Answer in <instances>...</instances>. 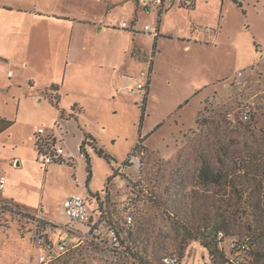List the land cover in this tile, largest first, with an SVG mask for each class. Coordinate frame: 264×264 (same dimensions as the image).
Instances as JSON below:
<instances>
[{"label":"rangeland","instance_id":"1","mask_svg":"<svg viewBox=\"0 0 264 264\" xmlns=\"http://www.w3.org/2000/svg\"><path fill=\"white\" fill-rule=\"evenodd\" d=\"M22 2L23 7L33 11L41 7L37 0ZM194 6V14L175 12L176 15L168 16L167 28L169 25L176 31L193 23L206 27L203 13H213L214 19L226 23L223 39L212 42L211 49L198 48L195 55L184 51L185 44L167 38L159 41L157 49L154 35L144 34L142 29L158 23V9L151 8L150 14L141 10L136 47L148 53L149 60L158 51L163 53L159 59L161 71L152 79L142 125L145 93L130 94L123 86L119 92L107 94L109 100L101 106L87 105L88 114L83 117L99 149L110 158L86 148L94 175L89 187L102 195L107 190L109 195L99 199L109 206L135 198L140 213L131 232L138 247L146 252L147 256L141 255L138 261L142 264H161L162 258L172 253L181 256L182 264H208L210 253L199 241L189 238L188 231L198 225L210 229L202 220L221 215L225 206L234 214L236 209L231 205L234 207L240 198L232 185L248 187L261 196L264 205V179L258 177L264 173V63L257 67L264 55V0H194ZM194 46L192 43L191 47ZM205 66H209V71ZM9 71L17 73L14 66L5 70L0 67V82ZM147 71L148 68L143 73ZM142 75L132 87L139 83L147 85L148 79ZM205 80L211 84H205ZM236 81L251 84L254 93L261 94L256 99L258 105L252 121L234 125L222 121L225 116L219 106L209 108L208 104L213 96L219 97L216 103L230 102L228 91ZM27 86L26 82L20 85L25 89ZM17 89L18 85L13 90ZM7 98L1 91L0 118L11 119L15 126L0 137V176L6 175L11 184L18 181L17 190L25 191L22 196L27 199V207L11 206L0 199V264H101L120 260L124 255L121 247L117 251L111 247L96 251L90 248V241L81 237L86 228L73 225L65 213L64 195L71 186L75 187L73 179L85 188L87 159L81 158L76 172L67 164L43 167L37 159L35 133L42 126L47 129L45 122L49 117L33 107L21 108L14 117V108L3 105ZM23 142L27 149L22 159L30 160L35 168L27 166L26 161L21 167L24 170L4 162L11 157L10 146ZM2 145L7 147L6 151ZM67 145L77 152V139L71 132ZM132 152L137 163L128 164L121 173L119 170ZM84 196L88 213L96 223L99 201ZM250 216L247 211L238 220ZM102 224L98 239L108 242L106 226ZM67 229L73 232L69 235V250L60 254L57 246ZM259 247L264 259V247Z\"/></svg>","mask_w":264,"mask_h":264},{"label":"crops","instance_id":"2","mask_svg":"<svg viewBox=\"0 0 264 264\" xmlns=\"http://www.w3.org/2000/svg\"><path fill=\"white\" fill-rule=\"evenodd\" d=\"M37 2L41 7L33 11L31 8L23 7L22 0L17 2L0 0V67L3 70L12 66L17 69L16 74L9 71L8 76L2 77L0 92L3 91L8 96L3 105L14 108V117L21 108L26 107L41 109L49 117L45 122L47 129L44 126L40 128L47 130L48 133L56 129L54 135L61 141L60 145L74 158L73 163L67 165L76 172L77 163L85 157L80 150L85 135H89L99 148L89 126L83 123V117L88 114L87 105L101 106L109 100L108 95L119 92L121 86L124 89L132 88L133 84L140 81L147 68L151 72L148 97L150 96L152 79L154 80L161 71L162 61L159 59L163 53L158 51L151 57L150 62L148 53L136 47V29L141 10L150 14L151 8L156 6L150 4L148 7H142L140 0H37ZM176 6L168 0L163 11L157 8L158 23L155 26L147 24L157 28V35L153 36L157 49L159 41L167 38V41L185 44L184 51L195 55L198 48L211 49L212 42L219 38L223 39L226 23L214 19L213 13L202 14L205 21L203 25L206 27H198L193 23L186 24L185 28L176 31L173 27L169 28V25L167 28V17L172 13L176 15L175 12L188 14L197 12L194 4L192 8ZM121 20L132 21L130 31L113 26L115 22ZM205 28L212 32L207 33ZM192 43L195 44L194 47H191ZM216 45L215 43V47ZM204 68L209 71V66ZM24 82L28 84L26 89L20 87ZM205 84L210 85L211 81H206ZM17 85L18 89L13 90ZM55 94L57 98L51 101ZM230 94L228 91V96ZM10 116L7 117L11 118ZM0 120L12 121L2 118ZM14 126L13 122V125L0 133V137ZM70 132L77 139V152L70 150L67 145ZM9 139L12 143L11 137ZM13 145L9 149L11 157L5 158L4 162L11 163L20 170L26 161L27 166L35 168L30 160L22 159L27 149L25 142L22 145ZM2 147L3 151L7 150L6 146ZM86 148L84 149L88 152ZM93 177L94 175L92 180ZM73 181L75 187L71 186L68 189L69 193L64 195V200L72 193L83 198L87 194L89 200L97 194L99 198L105 195L91 190L89 187L91 181L88 182L87 179L84 182V189L80 188L77 180ZM109 181L112 182V179ZM17 182L11 184V180L6 176V187L0 192V199L11 206L13 204L27 207L25 205L27 199L22 196L25 191L17 190L19 189Z\"/></svg>","mask_w":264,"mask_h":264},{"label":"built area","instance_id":"3","mask_svg":"<svg viewBox=\"0 0 264 264\" xmlns=\"http://www.w3.org/2000/svg\"><path fill=\"white\" fill-rule=\"evenodd\" d=\"M140 2L142 3L143 7H148L150 4H153L159 9V11H163V8L168 3V0H140ZM171 2L183 8H192L194 4V0H171ZM113 26L126 31H130L132 28V26L124 20L115 22ZM205 31L207 33L212 32L210 29L206 28ZM142 32L147 35H157V28L147 25L142 29ZM263 63L264 55L262 54L261 58H259L257 62V67H260ZM142 76L148 79L147 85L139 83L138 86L129 88L128 92L130 94H138L139 92H144L145 94L143 97L145 100V98H147L148 86L151 82L150 70H148L147 73H144ZM260 84L261 82L258 81L257 86H259ZM229 91H231V94L228 96L230 102L227 101L225 104H222L218 101L216 103V99H219V97L214 98L213 96L210 99V104H208L209 108L212 106L217 108V106H219L220 109H222L220 113L224 114L231 124L237 125L240 123L245 124L251 122L253 117L255 116L256 107L258 105L256 99L261 93H254L251 84L244 85L243 83H239L238 81L234 83L232 89H230ZM56 98L57 97L55 94L50 100L55 101ZM54 131H56V129L48 133L47 130L40 128L39 130H37V133L35 135V150L37 153V159L38 163L42 164L43 167H48L52 164H58L59 166L64 164H71L74 161L72 154L67 153L65 148L60 145L61 141L54 135ZM143 154L144 153H142L141 151V155ZM135 159L136 157L132 152V154L128 157V159L125 161V164L119 171L123 173L126 170L125 168H127L128 164L132 165L137 163ZM5 187L6 176H1L0 192H2ZM107 187H109V184ZM106 192L107 193H104L105 195L103 197H107L109 195V192ZM94 198H96V200L99 201L100 204L98 211L95 212L99 218L98 222L96 223L92 222L93 216H90L88 213L87 200L79 194L72 193L64 202V208L66 210L65 213L71 220V223L73 225L84 224L87 226L86 232L81 235L83 239H88V241L90 242L97 240L95 239V237L99 236L102 233V223H104V225L106 226V219L108 218L109 214H114V218L116 219L115 222H118L120 224V227L124 228V233H127L131 231V229H133L136 223V216L140 213V209H138L135 204V198H126L123 203L115 204L114 206H109L105 202H100V200H98L99 197H93V199ZM105 230V235L109 242L108 248L111 247L113 250H119L121 247V242L115 227L106 226ZM70 233L73 234L72 230L67 229V232L64 233V237H62L61 242H59L57 246L60 254L66 253L69 250L68 242ZM218 236L220 239L224 238V234L222 232H220ZM242 248L246 249L247 246L243 245ZM50 249L52 248H49L48 250ZM215 256L216 255H210L208 264H254L246 262V259L244 258L237 259L227 256L226 260L221 261V259ZM181 262V257L178 254L172 253L169 255H165L162 258L161 264H181Z\"/></svg>","mask_w":264,"mask_h":264},{"label":"trees","instance_id":"4","mask_svg":"<svg viewBox=\"0 0 264 264\" xmlns=\"http://www.w3.org/2000/svg\"><path fill=\"white\" fill-rule=\"evenodd\" d=\"M149 86L147 91V98H145L143 102L142 117L140 118V126L143 123V118L145 115L146 102L148 101V95H149ZM203 110L205 111L206 108H204ZM206 120H204V122H206ZM222 121L230 123L226 116L225 119ZM11 125H13L12 121L0 120V133H2L5 129H8ZM140 144H142L141 141L139 142V145ZM95 145L96 144L93 140H91V137L89 135H85V139L80 147V150L87 159V163H88L87 164L88 182L92 180L93 175L90 168L89 154L88 152L85 151L84 148L91 147L90 149H93L94 152L97 153L100 157L103 156L107 160L108 159L110 160V158L106 156L103 153V151L100 150ZM117 177H118L117 174H115L114 178ZM258 177H260V179H264V173L262 175H258ZM232 186H233L232 190L240 198V201L237 202V204L234 207H232L231 205V208L236 209L234 211V214H232L233 211L231 212L229 207L225 206V208H223V212L221 215H216V217L212 219L205 218L204 220H202L210 227V229L208 227L201 228L198 225L195 226V228H192L188 231V236L193 241H199V243L203 245L202 248H204V250L207 251L208 254L210 253L209 257L210 255L211 256L216 255L215 257H218L222 261V260H226L227 256H230V258H237V259L244 258L246 259V262H250L254 264H264V259L261 258L260 250H259L260 248L259 245H262L264 247V205L263 203H261L262 201L261 196L259 197L256 196L253 193V191L251 192L249 188L246 186H241V187H238L237 185H232ZM257 195H259V193H257ZM212 206L215 207L214 204ZM220 209H222V207H220ZM244 210L250 211L252 216H250L248 219H245L244 221H240L238 220V216L241 213L246 214L247 211ZM114 221H115L114 214H109L108 218L106 219V226L115 227V229L117 230L121 242L120 246L123 250L122 254L124 255L120 260H117L115 263L102 260L103 262L101 264H142L141 262L138 261H141L140 259L141 255H146V252L144 253L138 247L136 241L133 239L132 236L133 232L129 231L127 233H124L123 230L124 228L120 227V224ZM79 226H83L85 228L87 227L84 224H80ZM220 232L224 234V238L221 239L219 238L218 234ZM123 233L126 234V237H123L122 235ZM100 237H101L100 235L96 236L95 239L97 240L90 242L88 246L90 248L93 247L95 251L100 249V247L106 250L107 249L106 246L108 247V242L104 241L103 238H101V240L98 239ZM99 240L100 242H98ZM243 245H246L247 248L243 249L242 248Z\"/></svg>","mask_w":264,"mask_h":264}]
</instances>
